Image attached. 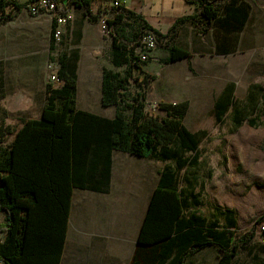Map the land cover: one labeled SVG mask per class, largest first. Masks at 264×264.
<instances>
[{
    "label": "trees",
    "instance_id": "1",
    "mask_svg": "<svg viewBox=\"0 0 264 264\" xmlns=\"http://www.w3.org/2000/svg\"><path fill=\"white\" fill-rule=\"evenodd\" d=\"M108 1L69 0L68 4L73 3L82 8L91 24L99 23L107 14L112 15L106 20L113 41L110 52L112 62L118 67L127 68L124 73L104 68L102 104L116 105V115L104 118L77 108V66L71 65L63 56L57 72L61 82L56 85L48 83L42 118L22 119L23 127L17 131L5 123L0 125V211L5 215V220L0 222V233L4 232L5 235L0 238V261L3 264L61 263L63 238L51 243L49 238L37 235L38 230L30 228L28 210L20 202H38L36 189L26 177L30 160L37 154V146L43 141L55 143L69 134L75 166L80 155L95 142L96 137L117 151L175 161L173 167L167 164L162 171L141 230L139 243L154 246L147 252L138 250L133 264H162L177 251L180 254L173 257L172 264H185L188 258L206 246L216 248L219 258L217 264H233L241 246L254 240L256 226L237 235L235 229L239 224L236 211L227 209V225L234 230L230 233L221 230L220 220L209 222L195 209L202 204L201 201L193 203L187 189L178 187L179 172L189 166L196 167L199 163L201 135L185 124L189 100L160 101L158 112L146 108V88L151 87L156 78L143 69L142 64L146 61H142L137 52L142 37L151 31L158 36L157 48H162L168 54L164 63L190 58L192 52L176 43L181 29L189 23L196 26L199 34H207L217 23L229 26L233 23L240 28L249 18V7L235 4L236 0H184L196 5L195 11L180 17L166 35L152 27L142 14L128 8L125 0H121L117 6L107 4L104 7ZM95 2L98 6L96 12L93 10ZM3 8V3H0V11ZM22 11L23 8H20L14 16L0 15V22L14 21ZM164 37L169 39L164 41ZM51 48H55L53 35ZM131 82L134 88L132 100H129ZM236 86L235 82H229L223 87L214 102L212 115L217 122H221L232 110V120L236 126H241L245 120L254 125L256 121L252 116L258 111L264 115V90L258 84L251 85L248 87L247 99L243 102L236 98ZM13 134L14 140L9 141V136ZM188 152L192 155L186 157ZM82 177L79 175L76 178V184H83ZM263 221L264 214L257 222ZM180 233L185 234L178 238Z\"/></svg>",
    "mask_w": 264,
    "mask_h": 264
},
{
    "label": "rangeland",
    "instance_id": "2",
    "mask_svg": "<svg viewBox=\"0 0 264 264\" xmlns=\"http://www.w3.org/2000/svg\"><path fill=\"white\" fill-rule=\"evenodd\" d=\"M141 3L143 6L144 2ZM235 4L249 7V18L240 28L233 23L230 26L217 23L207 34L189 29L180 38V43L192 52L188 61L166 65L163 62L165 51L158 47L142 65L156 78L151 87L146 88V108L158 112L160 101L188 99L190 111L185 124L201 135L199 163L179 172L180 186L187 189L193 203L201 201L200 214L209 222L217 217L224 221L226 209L233 208L239 219L235 232L242 235L254 226L257 230L260 225L257 220L264 214V115L258 111L252 116L256 124L245 120L241 126H236L232 110L221 122L214 119L212 110L219 92L229 82L236 83V98L243 102L251 85L258 84L264 90V0H236ZM97 8L96 4L95 12ZM78 14L84 16L83 10L77 9ZM25 15L28 17L22 16L12 24L0 25V61L13 57L30 60L36 63V69L33 73L21 74L17 80H0V96L17 95L22 91L33 94L37 102L45 85L52 81L51 75L57 74L61 57L67 58L71 65H77L80 50L76 47L80 39L76 36L68 42L71 48L62 43V37L60 41L54 39L55 48L52 49V35L47 36L45 26L41 22L39 25L31 23L33 16ZM106 16L112 17L111 14ZM98 26L103 43L108 47L104 53L106 65L124 73L127 66L118 67L112 62L108 41V36L112 35L104 32L100 22ZM133 84L129 85V100H132ZM3 100L0 101V122L7 120L18 126L21 116L33 115L8 114L7 109H14L16 101ZM107 109L114 111L113 107ZM191 155L188 152L185 156ZM174 163L170 160L166 164L173 167ZM158 164L160 167L164 162ZM4 220L5 215L0 211V222ZM221 221L220 224L225 225ZM4 237L1 232L0 238ZM263 245L255 236L250 244L241 246L233 264H263ZM179 254L174 252L172 258L162 264H172L173 257ZM213 256L206 250L201 253L200 261L211 264ZM70 257L71 252H68L62 264H70ZM198 259L190 257L186 264H199Z\"/></svg>",
    "mask_w": 264,
    "mask_h": 264
},
{
    "label": "crops",
    "instance_id": "3",
    "mask_svg": "<svg viewBox=\"0 0 264 264\" xmlns=\"http://www.w3.org/2000/svg\"><path fill=\"white\" fill-rule=\"evenodd\" d=\"M142 1L143 6H141ZM125 3L128 8L142 14L152 27L166 35L180 17L193 14L196 7L195 4L184 0H125ZM77 9L82 8L74 5V19L61 28L62 43L67 44L69 48L71 46L68 42L73 41L76 36L80 39V44L76 47L80 51L75 67L78 78L77 108L104 118H113L117 111L116 105L102 104L103 71L104 68H108L104 53L108 47L103 43V34L98 28V23L91 24L85 13L84 16L76 15ZM25 14L31 15L23 10L16 20L22 16L27 18ZM33 17L31 23L39 25L41 22L46 28L47 36L54 34L55 23L51 15L38 14ZM16 20L0 22V25L12 24ZM189 29L198 33L196 26L189 23L181 29L176 40L178 45L186 49L188 48L180 43V38ZM168 39L169 37L163 38L164 41ZM108 41L109 49L112 51L113 41L109 36ZM167 55L165 51L164 58H167ZM188 59H179L166 65ZM35 65L36 63L30 60L5 58L0 61V80H17L23 73H33L36 69ZM47 85L48 83L37 102L33 94H25L22 91L17 95L0 96V101L3 99L9 103L16 101L14 109H7L8 114H33L28 117L21 116L18 126L7 120L0 122V125L5 123L17 131L23 127L22 119H41L46 105ZM109 107H113L114 111L108 110ZM14 138L15 134L9 136V141ZM62 139H58L55 143L41 142L37 146L35 152L37 154L32 157L26 170V177L36 189L38 199L37 204L20 202L29 212L30 228H36L37 235L49 238L48 241L51 243L63 238L64 255L60 264L63 263L68 252H71L70 264H133L138 250L147 252L154 246L140 244V235L152 198L158 189L162 171L169 160L163 161L154 157L117 151L111 149L109 144L101 142L100 137H96L95 142L80 155L75 166L71 151V136L67 134ZM160 161H163L164 165L159 167ZM79 175L83 176V184H76ZM177 185L182 188L179 182ZM199 207L196 206L195 209L200 213ZM225 214L227 215L226 211L223 215L224 221H221L220 217L214 220L224 222L226 226L222 225L220 229L230 233L234 228L227 225ZM184 234L180 233L178 238ZM206 250L214 255L211 264H217L219 258L215 262L218 254L214 246L204 247L193 257H199V264H203L200 255Z\"/></svg>",
    "mask_w": 264,
    "mask_h": 264
},
{
    "label": "built area",
    "instance_id": "4",
    "mask_svg": "<svg viewBox=\"0 0 264 264\" xmlns=\"http://www.w3.org/2000/svg\"><path fill=\"white\" fill-rule=\"evenodd\" d=\"M3 3V10L0 11L1 16H14L20 8H23L26 12L30 14H49L54 18V34L53 37L56 41H60L63 35L62 27L67 25L71 20L74 19L73 3L68 4L69 0H0ZM96 2L93 4L96 6ZM117 6L121 4V0H110L106 2V5ZM94 10V9H93ZM107 16L100 20L101 27L105 33L110 34L111 29L106 21ZM156 34L149 31L142 37L141 44L138 49L137 55L142 61H147L150 58V53H152L158 46ZM52 81L59 84L61 81L57 74L51 75ZM256 236L260 238L261 243L264 244V221L260 223L256 230ZM0 264H3L0 261Z\"/></svg>",
    "mask_w": 264,
    "mask_h": 264
}]
</instances>
